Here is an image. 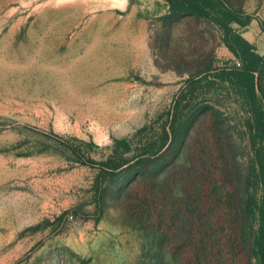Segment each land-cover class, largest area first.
I'll use <instances>...</instances> for the list:
<instances>
[{
    "label": "rangeland",
    "instance_id": "rangeland-1",
    "mask_svg": "<svg viewBox=\"0 0 264 264\" xmlns=\"http://www.w3.org/2000/svg\"><path fill=\"white\" fill-rule=\"evenodd\" d=\"M218 5L264 56V0ZM241 66L167 0H0V264H248L264 67L252 99Z\"/></svg>",
    "mask_w": 264,
    "mask_h": 264
},
{
    "label": "trees",
    "instance_id": "trees-1",
    "mask_svg": "<svg viewBox=\"0 0 264 264\" xmlns=\"http://www.w3.org/2000/svg\"><path fill=\"white\" fill-rule=\"evenodd\" d=\"M174 14L194 13L202 17L212 18L223 31L228 47L239 56L241 67L233 68L227 73L241 82L252 99L257 95V75L264 67V56L256 52L255 46L235 30L231 23L245 25L237 17L235 10L219 7L218 0H167ZM261 227L259 243L249 248L248 264H264V197L259 207Z\"/></svg>",
    "mask_w": 264,
    "mask_h": 264
}]
</instances>
